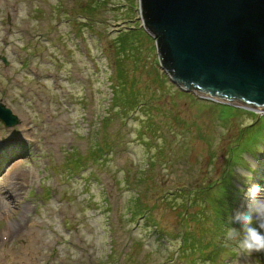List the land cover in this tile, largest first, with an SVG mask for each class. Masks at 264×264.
Returning a JSON list of instances; mask_svg holds the SVG:
<instances>
[{
	"label": "rangeland",
	"instance_id": "obj_1",
	"mask_svg": "<svg viewBox=\"0 0 264 264\" xmlns=\"http://www.w3.org/2000/svg\"><path fill=\"white\" fill-rule=\"evenodd\" d=\"M0 103V264H264L225 239L264 113L181 91L139 0H0Z\"/></svg>",
	"mask_w": 264,
	"mask_h": 264
},
{
	"label": "water",
	"instance_id": "obj_2",
	"mask_svg": "<svg viewBox=\"0 0 264 264\" xmlns=\"http://www.w3.org/2000/svg\"><path fill=\"white\" fill-rule=\"evenodd\" d=\"M139 10L181 91L264 113V0H139ZM0 121L20 122L2 103Z\"/></svg>",
	"mask_w": 264,
	"mask_h": 264
},
{
	"label": "clouds",
	"instance_id": "obj_3",
	"mask_svg": "<svg viewBox=\"0 0 264 264\" xmlns=\"http://www.w3.org/2000/svg\"><path fill=\"white\" fill-rule=\"evenodd\" d=\"M241 175L250 174L241 170ZM245 197L246 202L231 218L235 226L227 229L225 239L235 242L242 253H261L264 252V187L249 184Z\"/></svg>",
	"mask_w": 264,
	"mask_h": 264
},
{
	"label": "trees",
	"instance_id": "obj_4",
	"mask_svg": "<svg viewBox=\"0 0 264 264\" xmlns=\"http://www.w3.org/2000/svg\"><path fill=\"white\" fill-rule=\"evenodd\" d=\"M96 151L101 154L102 151L100 148L96 149ZM95 151V152H96ZM72 159L68 160L67 162V166H68V172L73 174L74 171H78L80 168L84 167V165L88 162V158L89 157H86V156H80L78 155L77 153L73 152L72 154ZM104 157H92V160L93 161H100L101 159H103ZM70 163V165H69ZM72 168V169H71ZM228 201H225L224 204H223V207H220V208H216V211L221 219V221H225L226 219H224V216L225 215H228L227 214V210L229 208V206H226L225 204L229 205V203H227ZM224 205L226 207H224ZM228 207V208H227ZM141 209L139 207H134V211L132 213V216L133 214L134 215H138V214H142V212L140 211Z\"/></svg>",
	"mask_w": 264,
	"mask_h": 264
},
{
	"label": "bare ground",
	"instance_id": "obj_5",
	"mask_svg": "<svg viewBox=\"0 0 264 264\" xmlns=\"http://www.w3.org/2000/svg\"><path fill=\"white\" fill-rule=\"evenodd\" d=\"M5 262H6V261H5ZM26 262H27V261H26ZM5 264H7V262H6ZM11 264H14V263H13V261H12V263H11ZM15 264H16V262H15Z\"/></svg>",
	"mask_w": 264,
	"mask_h": 264
}]
</instances>
